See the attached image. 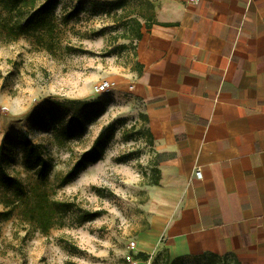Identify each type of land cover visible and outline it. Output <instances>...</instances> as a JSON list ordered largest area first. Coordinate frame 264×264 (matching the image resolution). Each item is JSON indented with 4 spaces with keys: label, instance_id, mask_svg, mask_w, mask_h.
Masks as SVG:
<instances>
[{
    "label": "rangeland",
    "instance_id": "1",
    "mask_svg": "<svg viewBox=\"0 0 264 264\" xmlns=\"http://www.w3.org/2000/svg\"><path fill=\"white\" fill-rule=\"evenodd\" d=\"M114 1L58 0L51 34L12 39L0 27V213L11 211L0 218V264H151L154 255L142 263L135 256L158 158L142 103L129 92V76L137 73L129 19H143L150 8L146 0H120V8ZM104 81L114 88L96 94ZM100 133L107 139L100 160L62 186ZM38 156L48 170L43 179L36 176ZM2 173L20 182V200ZM51 201L101 216L79 224L78 213L69 212L43 232L35 217ZM175 264L240 263L203 255Z\"/></svg>",
    "mask_w": 264,
    "mask_h": 264
},
{
    "label": "crops",
    "instance_id": "2",
    "mask_svg": "<svg viewBox=\"0 0 264 264\" xmlns=\"http://www.w3.org/2000/svg\"><path fill=\"white\" fill-rule=\"evenodd\" d=\"M198 1L146 0L139 18L129 92L160 179L137 253L264 264V0Z\"/></svg>",
    "mask_w": 264,
    "mask_h": 264
},
{
    "label": "trees",
    "instance_id": "3",
    "mask_svg": "<svg viewBox=\"0 0 264 264\" xmlns=\"http://www.w3.org/2000/svg\"><path fill=\"white\" fill-rule=\"evenodd\" d=\"M58 0H45L38 7H36V0H0V27L4 30L9 38L16 39L19 36L26 35L29 33L38 32H53V23L51 20V12L57 5ZM116 8H120L121 1H114ZM2 12L5 16H2ZM130 23L132 24L131 30L134 33V40L137 41L141 37L140 29L141 23L139 19L130 18ZM137 67V74L141 72V65L135 64ZM76 106L80 103H71ZM84 105V104H82ZM145 123H147V118L145 115H141ZM146 134L152 143V136L149 129H146ZM107 139L104 137L103 133H100L94 140L92 146L88 151L83 153V155L75 162L73 167L65 174V176L60 180V184L66 185L71 182L82 170L91 164H95L101 158L106 147ZM39 161L37 163V177L43 179L46 177V164L43 159L38 156ZM3 174V180L9 186L13 187L15 195L22 191L21 184L18 180H13L7 175ZM155 177L150 185H158L160 179V173L157 167L154 169ZM19 198L18 195L15 196ZM20 200V198H19ZM8 203L5 202V206L8 207ZM77 212V219L79 224H83L92 221L99 216H101L100 211H89L83 210L69 201H51L46 203V206L41 205L40 212L37 214L36 224L41 231L46 232L53 224L54 218L57 216L64 215L69 212ZM11 214V211H4L0 213V218L7 219ZM204 256L218 257L217 255L209 254ZM136 260L140 262H147L151 257L142 252H138L135 256ZM180 258L170 259L165 250L157 252L151 258V264H175Z\"/></svg>",
    "mask_w": 264,
    "mask_h": 264
},
{
    "label": "built area",
    "instance_id": "4",
    "mask_svg": "<svg viewBox=\"0 0 264 264\" xmlns=\"http://www.w3.org/2000/svg\"><path fill=\"white\" fill-rule=\"evenodd\" d=\"M186 3L197 5L199 3V1L198 0H186ZM114 86H115L114 83L109 82V81H104V82H101L98 86L94 87V92L96 94L106 93V92L111 91L114 88ZM194 176H195V178H199L200 177V171L195 170ZM129 246H130L131 250H133L135 247L134 242H131ZM127 260L131 261L132 264H136V262L134 260H131L130 258H128Z\"/></svg>",
    "mask_w": 264,
    "mask_h": 264
}]
</instances>
